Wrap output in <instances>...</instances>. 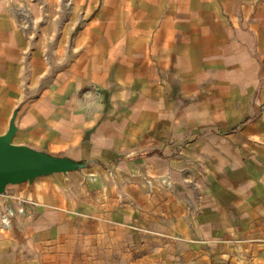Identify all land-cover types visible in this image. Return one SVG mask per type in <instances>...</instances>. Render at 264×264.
I'll return each mask as SVG.
<instances>
[{
  "label": "crops",
  "instance_id": "obj_1",
  "mask_svg": "<svg viewBox=\"0 0 264 264\" xmlns=\"http://www.w3.org/2000/svg\"><path fill=\"white\" fill-rule=\"evenodd\" d=\"M10 122L77 166L9 185L43 193L24 251L98 211L97 175L124 213L149 204L161 256L264 264V0H0V137Z\"/></svg>",
  "mask_w": 264,
  "mask_h": 264
},
{
  "label": "rangeland",
  "instance_id": "obj_2",
  "mask_svg": "<svg viewBox=\"0 0 264 264\" xmlns=\"http://www.w3.org/2000/svg\"><path fill=\"white\" fill-rule=\"evenodd\" d=\"M83 172L88 171L79 172L80 176ZM94 178L96 182L91 177L85 178L81 189L86 193L88 187L97 190L91 198L98 211L80 217L76 222H63L56 231L45 228L42 238L29 252L23 250L17 236H20L23 227L33 228L42 219L43 193L36 190L16 195L11 192L12 187L6 186L3 194H0L7 201L3 206L0 204V239L10 241L12 245L8 248L0 244V264H216L205 248L198 246L186 249L190 250L191 260L181 261L161 256L162 250H157L155 241H152L155 232L147 228L151 217L149 204L143 207L146 212L135 215L131 204H127L131 208L128 211L125 209L124 213L123 205L114 197H108V188L97 175ZM28 199L31 202H26ZM20 203L24 204L28 214H35L33 220L19 214ZM157 209L163 207L154 205V210ZM8 210L14 212L10 218V230L1 226V217L7 215ZM139 216L145 229L141 230L137 226ZM140 237L141 243L138 239ZM182 248L185 247L179 249Z\"/></svg>",
  "mask_w": 264,
  "mask_h": 264
},
{
  "label": "water",
  "instance_id": "obj_3",
  "mask_svg": "<svg viewBox=\"0 0 264 264\" xmlns=\"http://www.w3.org/2000/svg\"><path fill=\"white\" fill-rule=\"evenodd\" d=\"M15 130L10 122L7 133L0 137V194L8 185H17L35 176L67 173L77 166L36 153L27 147L14 146Z\"/></svg>",
  "mask_w": 264,
  "mask_h": 264
},
{
  "label": "bare ground",
  "instance_id": "obj_4",
  "mask_svg": "<svg viewBox=\"0 0 264 264\" xmlns=\"http://www.w3.org/2000/svg\"><path fill=\"white\" fill-rule=\"evenodd\" d=\"M91 179H92V181L95 180L94 177H91ZM158 182H160L162 185H164L167 188H170L171 187V182L170 181H167L166 179H163L162 181H158ZM146 183H147L149 189H152L154 187V183L153 182L147 180ZM29 200L30 199H28V201ZM21 207H23L22 210H25L26 211V208H25V206H24L23 203H20V208ZM18 212L21 213V210H19ZM13 215H14V212L12 210H8L7 215H2V217H1V221H2L1 222V226L4 229H7V230L12 229V223L10 221V218L13 217Z\"/></svg>",
  "mask_w": 264,
  "mask_h": 264
},
{
  "label": "built area",
  "instance_id": "obj_5",
  "mask_svg": "<svg viewBox=\"0 0 264 264\" xmlns=\"http://www.w3.org/2000/svg\"><path fill=\"white\" fill-rule=\"evenodd\" d=\"M26 202H31V201H30V200H29V201L26 200ZM22 208H23V207L20 208L21 213H19V214H21V215L24 216V217H27V218L30 219V220H33V219H34L33 215H35V214H34V213H32V214H28L27 211L22 210Z\"/></svg>",
  "mask_w": 264,
  "mask_h": 264
}]
</instances>
